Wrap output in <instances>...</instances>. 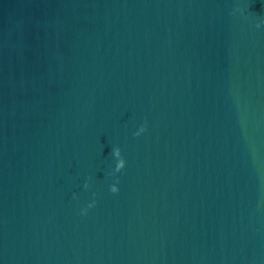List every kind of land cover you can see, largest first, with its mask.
I'll return each mask as SVG.
<instances>
[{
	"label": "water",
	"instance_id": "95a60500",
	"mask_svg": "<svg viewBox=\"0 0 264 264\" xmlns=\"http://www.w3.org/2000/svg\"><path fill=\"white\" fill-rule=\"evenodd\" d=\"M0 264H264V0H0Z\"/></svg>",
	"mask_w": 264,
	"mask_h": 264
},
{
	"label": "clouds",
	"instance_id": "9594fccd",
	"mask_svg": "<svg viewBox=\"0 0 264 264\" xmlns=\"http://www.w3.org/2000/svg\"><path fill=\"white\" fill-rule=\"evenodd\" d=\"M143 129L141 128L140 130L138 131H142ZM138 134V132H137ZM113 151V154L117 157V170H119L120 168H122L124 166V159L120 156V149L118 147H114L112 149ZM111 191L115 192L117 191V186L116 184H112L111 185Z\"/></svg>",
	"mask_w": 264,
	"mask_h": 264
}]
</instances>
